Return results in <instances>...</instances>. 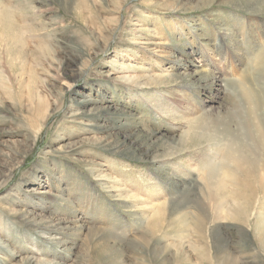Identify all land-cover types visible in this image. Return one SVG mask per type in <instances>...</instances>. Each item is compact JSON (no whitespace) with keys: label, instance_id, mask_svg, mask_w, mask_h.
Segmentation results:
<instances>
[{"label":"rangeland","instance_id":"rangeland-1","mask_svg":"<svg viewBox=\"0 0 264 264\" xmlns=\"http://www.w3.org/2000/svg\"><path fill=\"white\" fill-rule=\"evenodd\" d=\"M246 1L0 0V264H264V69L213 83Z\"/></svg>","mask_w":264,"mask_h":264},{"label":"bare ground","instance_id":"bare-ground-1","mask_svg":"<svg viewBox=\"0 0 264 264\" xmlns=\"http://www.w3.org/2000/svg\"><path fill=\"white\" fill-rule=\"evenodd\" d=\"M244 9L251 13L255 19L263 18L264 0H247ZM236 29L237 26L235 23L230 26L220 25L221 43L218 49L220 52H224L227 58L229 57L228 59L231 62V68L229 70L218 68L219 72L214 74V81H212L216 84L217 94L225 92L226 89L244 90L249 93L258 92L253 84V74L256 73V71H262V69H264V21L256 23L253 20L250 22L248 46L244 45L241 40L237 38L235 33ZM234 82L238 83V85L234 86ZM218 111L221 113V109H218ZM220 116L221 114H219V117ZM204 137L209 138L212 144L218 142V144H216L218 147L210 145L211 147L208 151L210 152L209 156H206L205 159H211L213 161L217 160L215 155L213 156V154H216L215 148L223 150L226 147V140H228L229 136L223 131V129H221L213 134H207ZM222 150H220V152ZM207 169H211V166ZM261 230L262 233H264V219H261L256 223L257 233ZM30 263L46 264L38 262L35 258L30 259Z\"/></svg>","mask_w":264,"mask_h":264}]
</instances>
